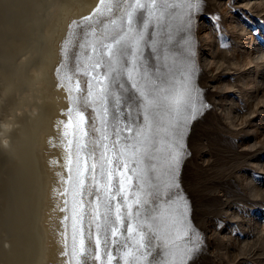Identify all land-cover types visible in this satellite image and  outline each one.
I'll use <instances>...</instances> for the list:
<instances>
[{
	"label": "snow or ice",
	"instance_id": "1",
	"mask_svg": "<svg viewBox=\"0 0 264 264\" xmlns=\"http://www.w3.org/2000/svg\"><path fill=\"white\" fill-rule=\"evenodd\" d=\"M202 2L98 0L82 26L74 72L88 77L86 94L77 95L78 80L69 87L61 122L64 137L71 128L77 141L74 152L73 139L64 142L70 188L62 209L71 214L63 219L71 220L75 264H187L200 247L177 170L190 155L188 126L208 105L191 43L176 36L188 32ZM86 238L97 251L88 253Z\"/></svg>",
	"mask_w": 264,
	"mask_h": 264
},
{
	"label": "bare ground",
	"instance_id": "2",
	"mask_svg": "<svg viewBox=\"0 0 264 264\" xmlns=\"http://www.w3.org/2000/svg\"><path fill=\"white\" fill-rule=\"evenodd\" d=\"M242 1L251 9L262 3ZM97 4L0 0V264H75L78 258L70 255L71 220L63 219L71 214L62 211L64 189L70 188L64 142L73 139L74 152L77 141L71 128L64 137L61 122L71 107L68 89L81 80L66 68L64 53L76 26L88 24ZM230 20L233 32L247 34L243 19ZM240 42L241 53L254 63L251 81L264 84L261 41L252 50L248 40ZM255 68L263 70L254 75Z\"/></svg>",
	"mask_w": 264,
	"mask_h": 264
},
{
	"label": "rangeland",
	"instance_id": "3",
	"mask_svg": "<svg viewBox=\"0 0 264 264\" xmlns=\"http://www.w3.org/2000/svg\"><path fill=\"white\" fill-rule=\"evenodd\" d=\"M262 3L251 9L242 0H203L188 32L176 36H186L191 43L198 68L195 83L208 105L188 126L185 142L190 155L177 170L178 191L189 202L190 223L201 237L187 264H264V84L251 81L254 63L241 53L240 42L248 40L252 50L259 40L264 47ZM232 16L245 21L247 34L233 32ZM82 26L72 32L64 53L72 74L74 55L84 42ZM237 62L246 63V68ZM262 70L255 68L254 75ZM78 76L80 95L86 94L88 77L83 72ZM179 243L192 246L187 240ZM86 249L97 251L87 238ZM112 250L116 254L114 246ZM98 251L103 255V244Z\"/></svg>",
	"mask_w": 264,
	"mask_h": 264
}]
</instances>
